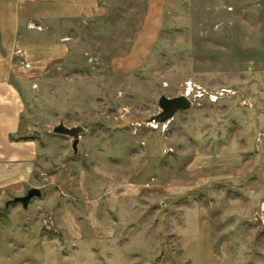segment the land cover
I'll use <instances>...</instances> for the list:
<instances>
[{"label":"rangeland","instance_id":"1","mask_svg":"<svg viewBox=\"0 0 264 264\" xmlns=\"http://www.w3.org/2000/svg\"><path fill=\"white\" fill-rule=\"evenodd\" d=\"M263 1L100 0L69 58L21 72L42 194L0 200V264H192L194 225L215 261L264 264Z\"/></svg>","mask_w":264,"mask_h":264},{"label":"crops","instance_id":"2","mask_svg":"<svg viewBox=\"0 0 264 264\" xmlns=\"http://www.w3.org/2000/svg\"><path fill=\"white\" fill-rule=\"evenodd\" d=\"M104 8L100 0H0V200L34 187L41 154L39 143L22 133L25 99L19 85L28 80L21 72L69 58L74 32L104 15ZM200 229L194 225L182 232L185 258L192 264H209L210 259V264H226L224 256L215 261L214 253L201 248L209 238Z\"/></svg>","mask_w":264,"mask_h":264},{"label":"water","instance_id":"3","mask_svg":"<svg viewBox=\"0 0 264 264\" xmlns=\"http://www.w3.org/2000/svg\"><path fill=\"white\" fill-rule=\"evenodd\" d=\"M192 100L185 94H180L175 97H168L162 95L159 99V107L161 111L150 118V122L153 124L156 123H166L173 119L175 115L181 110H189L192 108ZM84 131L82 126L69 127L66 126L63 122H60L56 127H53V132L56 134H63L73 138L72 148L75 153L79 150L80 135ZM42 192L39 188H31L28 193L24 196H19L13 199V202H21L24 209L29 207V203L32 198L36 196H41ZM11 202V201H10Z\"/></svg>","mask_w":264,"mask_h":264},{"label":"built area","instance_id":"4","mask_svg":"<svg viewBox=\"0 0 264 264\" xmlns=\"http://www.w3.org/2000/svg\"><path fill=\"white\" fill-rule=\"evenodd\" d=\"M187 95V94H186ZM188 96V95H187Z\"/></svg>","mask_w":264,"mask_h":264}]
</instances>
